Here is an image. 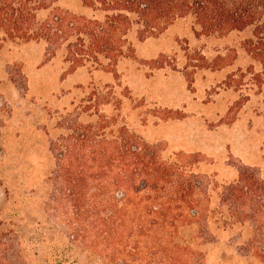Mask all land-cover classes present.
<instances>
[{
	"label": "trees",
	"instance_id": "obj_1",
	"mask_svg": "<svg viewBox=\"0 0 264 264\" xmlns=\"http://www.w3.org/2000/svg\"><path fill=\"white\" fill-rule=\"evenodd\" d=\"M62 1L0 0L2 40L59 47L70 37L65 58L75 71L108 55L95 47H134L130 34L141 42L179 19H191L196 36L249 30L243 48L250 62L226 79L244 96H262L263 125L258 137H244L258 141L248 157L228 153L235 177L221 183L195 172L190 155L163 159L160 146L102 109L110 102L105 86H93L60 119L66 132L51 146L47 199L5 191L14 205L0 211V264H81L79 254L90 264H264V0H77L82 12ZM41 12L48 17L39 20ZM240 107L237 99L229 111ZM231 112L221 121L231 124ZM83 113L95 118L78 122ZM38 205L42 219L24 216Z\"/></svg>",
	"mask_w": 264,
	"mask_h": 264
},
{
	"label": "rangeland",
	"instance_id": "obj_2",
	"mask_svg": "<svg viewBox=\"0 0 264 264\" xmlns=\"http://www.w3.org/2000/svg\"><path fill=\"white\" fill-rule=\"evenodd\" d=\"M61 6L83 11L77 0H63ZM47 17V12L38 15L39 20ZM249 35L246 29L196 36L191 19H179L157 37L141 42L130 34L134 47H95L108 55L97 54L71 71L64 47L70 37L51 47L43 40H2L0 32V211L13 210L6 190L10 195L47 199L53 188L51 146L66 132L60 119L93 86H105L103 96L110 102L102 109L108 115L119 114V123L160 146L163 159L184 153L198 163L194 171L199 175L221 183L232 180L235 172L226 166L228 153L248 157L258 141L244 137L249 131L258 137L263 125L262 96H244L226 79L249 64L243 48ZM117 50L121 54L113 58ZM218 56L223 57L221 62ZM109 65L112 72L106 70ZM237 99L241 107L229 111ZM227 112L236 113L231 124L220 119ZM94 118L83 113L77 121ZM27 211L24 216L32 215V220L42 219L44 213L41 205ZM182 233L188 237L193 228ZM201 248L212 251L210 245ZM78 257L79 263L90 264L81 254Z\"/></svg>",
	"mask_w": 264,
	"mask_h": 264
}]
</instances>
